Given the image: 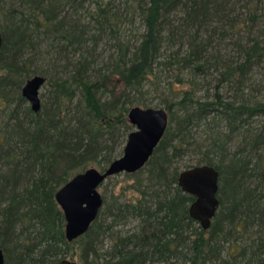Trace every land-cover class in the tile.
Here are the masks:
<instances>
[{
    "label": "trees",
    "instance_id": "1",
    "mask_svg": "<svg viewBox=\"0 0 264 264\" xmlns=\"http://www.w3.org/2000/svg\"><path fill=\"white\" fill-rule=\"evenodd\" d=\"M136 15L142 30L128 34ZM262 22L264 0H0L5 264H58L75 246L82 264H264ZM109 39L113 51L100 52ZM37 74L47 81L34 112L22 87ZM150 88L173 97L163 138L143 167L124 173L132 193L103 196L90 229L68 241L57 191L123 154L135 129L129 111L148 106ZM190 154L219 172L208 229L178 184L175 163Z\"/></svg>",
    "mask_w": 264,
    "mask_h": 264
},
{
    "label": "water",
    "instance_id": "2",
    "mask_svg": "<svg viewBox=\"0 0 264 264\" xmlns=\"http://www.w3.org/2000/svg\"><path fill=\"white\" fill-rule=\"evenodd\" d=\"M2 43L3 35L0 31V50ZM46 81L44 76L37 74L27 79L22 87V96L30 103L34 112H39L42 107L41 89ZM128 117L135 129L128 136L123 154L113 160L105 171L90 168L78 173L56 193V201L65 215L66 238L70 242L85 234L97 219L103 207L100 185L110 176L136 172L143 167L169 124V114L164 108L135 106L130 109ZM178 184L185 193L195 196V201L190 206V215L203 229H208L220 205L217 196L218 170L207 164L191 167L180 172ZM0 264H5L1 243ZM58 264L82 263L63 259Z\"/></svg>",
    "mask_w": 264,
    "mask_h": 264
},
{
    "label": "rangeland",
    "instance_id": "3",
    "mask_svg": "<svg viewBox=\"0 0 264 264\" xmlns=\"http://www.w3.org/2000/svg\"><path fill=\"white\" fill-rule=\"evenodd\" d=\"M101 3H108L109 1H111L112 3L116 4V5H121L122 7L125 6L126 4L130 5L131 3H135L138 2L140 0H99ZM94 4H92L91 6L89 5V10L94 9ZM242 13H246V8H241ZM254 33L258 34L259 32L263 31L264 32V22H262L260 25H257L256 27H254ZM142 30V23H141V19L138 17V15L135 16V21L134 23L130 22L127 24L126 26V32L128 34H137ZM228 41V40H227ZM226 41V43H228ZM114 40H104L101 44H100V52H109V51H113V49L111 48V46H113ZM225 48L228 47V45H224ZM230 51V47L228 48V51ZM261 75L258 74L257 76L254 77L253 79V85L258 86V82L260 80ZM176 88H179V86H176ZM262 89V84L261 87ZM45 91V88L43 87L41 89V98H42V92ZM162 91V92H161ZM261 91V90H260ZM145 99L146 102L148 104L147 107L145 106H141L144 108H164L165 107V103L166 101H169L171 99H173L172 95L169 93V91H165V90H160L155 91L154 89L150 88L149 92L146 93L145 95ZM3 123V116L2 113L0 112V126ZM206 138V134L204 133V127H200L199 129L196 130V139L195 141L200 142H204V139ZM235 141V140H234ZM233 141V142H234ZM238 141V140H237ZM232 142V144H233ZM238 142H235L234 144H237ZM233 144V145H234ZM232 147V146H231ZM198 156H194L192 154L185 156L183 159H177V162L175 163L176 167L180 169V172L188 169L186 166L191 165L192 167L197 166L196 165V161H197ZM104 184L100 185L99 187V191L102 194V196H106L108 198V200H110V198L113 195H122V193L124 195H128L129 192L131 190H128V188L133 184V182L127 178L124 173L121 174H117L114 176H110L107 178V180L105 182H103ZM124 189V191H122ZM129 226H126V228H128ZM111 244V240L109 238H106L105 240V248L102 251H105ZM76 254H73L68 256L65 259H69L75 262L80 263L79 257H78V248L75 246ZM211 264V263H209ZM213 264V263H212Z\"/></svg>",
    "mask_w": 264,
    "mask_h": 264
}]
</instances>
